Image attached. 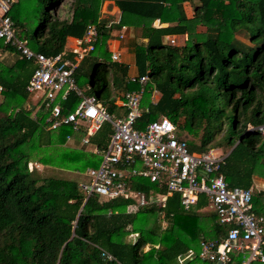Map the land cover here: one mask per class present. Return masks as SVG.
<instances>
[{
	"label": "trees",
	"instance_id": "obj_1",
	"mask_svg": "<svg viewBox=\"0 0 264 264\" xmlns=\"http://www.w3.org/2000/svg\"><path fill=\"white\" fill-rule=\"evenodd\" d=\"M63 1L18 0L11 9L17 33L33 52L60 54L68 38H82L92 24L98 26L100 40L95 51L113 38L112 31L140 29L146 42L134 49L137 73L147 74L150 83L136 128L165 116L189 152L228 149L219 172L228 188L254 189L255 177L264 180V140L259 130L264 126V0H72L71 14L61 20L56 13L59 5L65 7ZM104 1L118 8V23L100 16ZM186 2L194 4L191 19L183 9ZM156 20L168 26L155 28ZM198 26L205 30L198 32ZM238 33L247 36L248 44L236 38ZM182 35H186L182 46L168 42ZM5 53L17 59L12 65L0 60V264H180L188 251L199 252L200 241L225 235L214 214L201 213L208 206L203 196L189 210L173 194L164 208L153 205L128 213L131 200H105L98 195L85 200L79 182L41 178L35 169L28 171L27 165L37 162L82 174L94 154L66 146L67 136L79 139L83 132L75 133L68 126L47 131L46 113L32 116L24 109L25 87L34 66L0 41V59ZM84 59L75 73L77 83ZM97 63L87 95L114 114L119 109L117 95L110 96L109 91L121 88L126 68L114 63L117 68L110 78L103 75L98 80L94 92L93 78L101 66ZM152 85L160 95L154 106ZM69 97L66 111L78 102ZM102 129L90 139L100 151L106 147L105 140L96 139ZM181 129H187L188 135L183 136ZM51 132L56 137L46 141L45 133ZM130 182L146 196L164 193L148 179L136 177ZM254 192L252 211L264 217V186ZM129 235L134 239L127 241ZM101 251L113 260H106ZM184 264L204 263L195 259Z\"/></svg>",
	"mask_w": 264,
	"mask_h": 264
},
{
	"label": "built area",
	"instance_id": "obj_2",
	"mask_svg": "<svg viewBox=\"0 0 264 264\" xmlns=\"http://www.w3.org/2000/svg\"><path fill=\"white\" fill-rule=\"evenodd\" d=\"M18 0H0V41L10 46L20 57L32 62L34 69L25 91L36 113H46L45 129L58 130L68 126L73 132L84 130L82 143L89 146L90 139L105 123L110 125L106 147L100 151L92 146L91 152L101 157L97 168L84 173L90 182H79L85 200L98 195L105 200H131L128 213L140 208L158 206L164 208L173 194L180 197L184 210L194 206L203 196L208 208L215 215V222L225 231L216 240H202L199 252L190 250L179 263L198 259L204 264H264V217L253 213L254 189L228 188L219 173L227 154L219 148H209L203 153H191L184 139L177 134L175 125L165 116L145 124L136 125L141 119V101L150 80L146 75L130 78L138 89L128 91L117 99L115 105L124 109L123 116L108 114L93 95H85L77 86L75 73L81 61L95 51L100 42L98 26L86 27L82 38L75 39L65 51L55 56L36 53L26 39L17 33L10 11ZM118 20L113 21L118 23ZM110 25L106 26V29ZM125 27L117 37L123 39ZM111 33V32H110ZM171 45L174 39H168ZM119 53H110L112 62L119 61ZM94 84H92L93 88ZM2 91L0 87V92ZM73 95L78 102L73 110L66 111L65 103ZM152 85L150 104L156 105L160 95ZM264 139V126L260 127ZM66 140H70L67 136ZM148 179L164 193L155 192L146 196L132 187V178ZM164 224V222H163ZM108 261L113 258L101 251Z\"/></svg>",
	"mask_w": 264,
	"mask_h": 264
},
{
	"label": "rangeland",
	"instance_id": "obj_3",
	"mask_svg": "<svg viewBox=\"0 0 264 264\" xmlns=\"http://www.w3.org/2000/svg\"><path fill=\"white\" fill-rule=\"evenodd\" d=\"M71 1L72 0H64L62 2V5H64L65 7L59 5V7L57 9L56 16H59V18L61 20L68 18L69 15L71 14L72 9L69 8V7H71ZM99 12H100L101 17L106 18L109 21H112V20L116 21V20H118V18L120 16L118 9H116V6L111 1H104L100 7ZM197 30H198V32H203L205 29L203 26H198ZM17 31H18V29H17ZM117 34H115V36L113 37L115 42H111V38H110V40L109 39L107 40V43H109V44L106 43V46H109L108 50H111V52L117 48V53L120 54V60L128 61L130 52H128V47L126 46L127 43L125 42L124 38L119 40L117 37ZM236 38L238 40H240L241 42L248 44V40H247L246 35L238 33L236 35ZM182 40L183 39L176 40V46H182L184 44V42ZM69 42H71V41H69ZM115 44H116V47L114 46ZM105 50H106L105 47L104 48H98L92 54L85 57L84 61L82 62V67L78 72V74L80 75V78H79V82L77 83V86L82 91H86L85 92L86 94L83 92L85 95L90 93L89 91H87L88 90L87 87L89 86V83H90V75H91L92 69L94 68V66H96V64H98L97 62H99L101 64V66H99V69L93 78V81H94L93 82L94 83L93 91L94 92L98 91V85H97L98 80L103 75H106V77L110 78L111 74L114 72V70L118 66V64H114V62H112L110 60V54H106ZM16 59H17V57L15 55H12L10 53H5V54H3V56L1 57L0 60H2L3 63L12 65V64H14ZM130 65L131 64H129V66ZM128 81H129V75L128 76L126 75V77L123 79V83H122L121 88L117 89L116 87H114L112 90L109 91V95L110 96L117 95L118 99H121L122 94H124L126 91H131V90L139 88V86L137 84H129L128 88H125L124 85L127 84ZM102 96H104V95L102 94ZM158 96L159 95H157V97ZM2 101H3V97L0 94V103ZM28 102H29L28 104L30 105V103L35 102V100L34 99H28ZM26 109L29 110L28 105H27ZM38 110H39V107L34 106V110L31 111V115L32 116L36 115V112H38ZM116 114H119L120 116H122L124 114V109L116 110L113 115H116ZM109 130H110V125L108 123H105L103 125V129L98 134L96 139L100 138V139L106 141L107 140V133ZM181 131L183 132V134H182L183 136L188 135L187 129H181ZM199 135H201V132L199 133ZM44 136H45V140L49 141V142H51L56 137L54 132L45 133ZM196 141H198V140L196 139ZM66 146L71 147V148L76 147V149L79 148V146H77L76 144H72V145L68 144ZM45 148H49V147L45 146ZM213 148H217V147H213ZM218 148L224 154L229 153L228 149L224 146L218 147ZM37 158L38 157H35L34 160L36 161ZM87 160L89 163L86 165L87 168L85 169V171L87 169L97 168L100 165L101 157L99 155H93V156L90 155ZM27 169H28V171L35 169V172L41 178L53 177V178H61V179H71V180H75L77 182H83V183H87V184L90 182V179L87 176H85L83 173L80 174V173L75 172V171H67V170H62V169L53 168V167H49V166H43V165H39L37 162L36 163L32 162L31 164H28ZM253 185H254V190L258 191L264 186V180L261 178L255 177L254 181H253ZM201 213L203 215L214 214L212 209H208V206ZM159 219H160V216H159ZM161 226H162V229H164L166 226V223L163 224V222H162ZM133 239H134V237L129 235L126 240L129 241V240H133Z\"/></svg>",
	"mask_w": 264,
	"mask_h": 264
},
{
	"label": "crops",
	"instance_id": "obj_4",
	"mask_svg": "<svg viewBox=\"0 0 264 264\" xmlns=\"http://www.w3.org/2000/svg\"><path fill=\"white\" fill-rule=\"evenodd\" d=\"M193 2H195L194 0H193ZM116 9H118L117 7H116ZM183 9H184V12H185V15H186V17L188 18V19H191V18H193V10H194V4L193 3H191V2H186V3H184L183 4ZM119 11V10H118ZM120 15V14H119ZM113 21H115V20H113ZM152 26L153 27H155V28H163V27H167L168 26V24H160V22L158 21V20H156L155 22H153V24H152ZM126 29H125V31H124V35H123V37H124V39H125V42L127 43V47H128V52H130V54H129V60L128 61H122V60H120V57H119V61L118 62H114V63H118V64H122V66H124L125 68H126V75L128 76L129 75V81L127 82L128 84H133V83H131L130 82V78H133V77H139V75H138V73H137V67H136V62H135V55H134V49H135V47L137 46V45H140V44H144L145 42H146V40L145 39H142L141 38V30L140 29H135V28H128V27H125ZM198 31V30H197ZM120 32V31H119ZM118 32H115V31H112L111 33H110V36L111 37H114L115 36V34H117ZM173 39H174V41H175V45H176V40H181V39H183L182 41L183 42H185V40H186V35H182V36H173ZM74 40H75V38H68L67 39V44H66V48L67 47H69V46H71L72 44H73V42H74ZM110 40V39H109ZM69 41H71V42H69ZM111 42H115V40L113 39V38H111ZM106 43H107V41H106ZM124 43V42H123ZM107 44H109V43H107ZM119 45V44H118ZM115 47H116V44L114 45ZM108 47L109 46H106L105 45V48H106V50H107V52L108 53H111V50H108ZM114 51H116L117 52V48L116 49H114ZM113 52V51H112ZM13 55V54H12ZM120 55V54H119ZM129 64H131L130 66H129ZM81 90V89H80ZM135 90V89H134ZM82 91V90H81ZM132 91V90H131ZM84 92V91H83ZM126 92H128V91H126ZM125 92V93H126ZM123 95V94H122ZM70 98V97H69ZM117 99H118V97H116ZM28 99H30L29 98V96H28ZM117 99H116V101H117ZM69 100V99H68ZM71 101V100H70ZM115 101V102H116ZM68 102V101H67ZM66 102V103H67ZM29 102L27 101V105H29L28 104ZM30 105H33L32 103H30ZM66 105V104H65ZM64 105V106H65ZM66 107V106H65ZM117 107V106H116ZM118 108V107H117ZM119 109H122V108H119ZM65 110H66V108H65ZM73 110V109H72ZM117 116H120L119 114H116ZM124 115V114H123ZM122 115V116H123ZM104 125V124H103ZM102 125V126H103ZM102 126H101V128H102ZM100 128V129H101ZM99 129V130H100ZM99 130L97 131V132H99ZM79 132H83V135L82 136H80L79 137V139H77V137H76V139L74 138L73 140L71 139V137H70V140H66V145H68V144H76L77 146H79V148L78 149H80V150H84L85 152H90V153H92L91 152V149H92V147H94V148H97L95 145H93V144H91V142H89V146H92V147H89V146H87V145H85V144H83L81 141H82V138L84 137V130L83 129H80L78 132H75V133H79ZM97 132L94 134V136L97 134ZM110 132H111V130H110ZM109 136H110V133H109V135H108V137H107V140H106V145L108 144V140H109ZM76 148V147H75ZM98 149V148H97ZM92 154H94V153H92ZM94 155H96V154H94ZM85 173V172H84ZM83 173V174H84ZM209 209V208H208Z\"/></svg>",
	"mask_w": 264,
	"mask_h": 264
},
{
	"label": "water",
	"instance_id": "obj_5",
	"mask_svg": "<svg viewBox=\"0 0 264 264\" xmlns=\"http://www.w3.org/2000/svg\"><path fill=\"white\" fill-rule=\"evenodd\" d=\"M26 107H27V104L24 105V109H26ZM28 107H29L30 111L34 110V106L33 105H28Z\"/></svg>",
	"mask_w": 264,
	"mask_h": 264
}]
</instances>
